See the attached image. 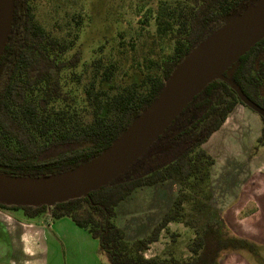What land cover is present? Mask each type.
<instances>
[{"label":"trees","instance_id":"16d2710c","mask_svg":"<svg viewBox=\"0 0 264 264\" xmlns=\"http://www.w3.org/2000/svg\"><path fill=\"white\" fill-rule=\"evenodd\" d=\"M31 1L13 0L10 32L0 57V173L22 177L67 171L100 155L151 104L173 69L201 40L258 0H165L157 25L159 31L168 32L173 50L160 64H155L161 75L147 78L145 92L134 86L106 99L103 116L100 112L104 93L93 92L91 86L86 94L93 105L92 121L81 127L68 125L63 113L49 109L62 96L56 75L74 67L77 58L59 60L65 47L34 20ZM224 76L264 110V38ZM238 105L247 108L225 83L213 81L125 173L107 186L87 197L51 207L0 204V210L21 211L27 219L43 214H48L51 221L67 218L97 241L98 251L108 264H220L221 254L251 245L227 236L219 213L209 203H203L193 215L197 236L188 248L191 257L187 260L143 256L167 225L178 220L177 211L165 213L147 237L131 246L113 221L116 208L137 189L169 180L182 189L183 184L198 176L196 180L210 202L208 184L213 160L202 145ZM260 119L263 126L257 145L264 146V120ZM182 202L177 199L176 207L180 208Z\"/></svg>","mask_w":264,"mask_h":264},{"label":"rangeland","instance_id":"374dc122","mask_svg":"<svg viewBox=\"0 0 264 264\" xmlns=\"http://www.w3.org/2000/svg\"><path fill=\"white\" fill-rule=\"evenodd\" d=\"M164 1L32 0L34 20L65 47L64 52L59 54V60L66 62L73 57L77 58L74 67L65 68L56 75L62 96L49 109L54 113H63L64 121L68 125L81 127L92 121L93 105L86 94L91 86L93 92L104 93L101 116L105 115V101L109 97L134 86L136 90L145 92L148 89L147 78L161 75L155 64H160L173 50L168 32L159 31L157 25ZM245 112L244 123H240L239 129L231 137V146L226 147L230 148L232 160H235L231 163V168L238 166L239 171L234 173L245 174L237 182L243 181L253 167L264 161V146L257 145L263 123L249 108H245ZM223 148L225 147L220 151L221 156ZM220 155H210L212 160H216L212 166L214 171L221 170L224 165V161L219 160ZM260 170L264 172V165ZM197 177L187 182V185L183 184L182 189L173 180L139 188L121 202L116 208V219L113 222L125 233L127 245L131 246L136 240L147 237L165 213L177 211L178 220L167 225L160 233L158 241L149 245L143 256L156 259H189L191 254L188 248L197 236L193 216L196 209L200 211L199 207L210 204L220 216L227 211L223 202H220L219 180H214L208 189L214 197L211 203L206 201L202 192L203 186L196 180ZM210 181L212 182L211 178ZM227 185H230V191H233L234 186L239 187L234 182H227L225 187ZM177 199L183 201L180 208L175 205ZM9 212L13 216L12 211ZM14 214L23 216L21 211ZM242 215L243 212L239 214L240 217ZM42 216L48 217V214ZM68 221L72 223L71 220ZM239 227L240 233L243 227ZM223 229L227 236L233 237L228 227L223 225ZM27 230L31 231L30 228ZM78 232V236L74 233L65 234L69 239L64 242L58 238L55 230H46L42 235L46 264H57V254H61L63 264H71L66 258V251L84 252L85 255H91L92 260H97L98 264H108L105 256L98 251L97 241L82 229ZM226 254L228 253L221 254L220 264L222 259L226 264ZM16 255L15 253L12 258V264H24V261L25 264H40L35 258L27 256L25 259Z\"/></svg>","mask_w":264,"mask_h":264},{"label":"water","instance_id":"95a60500","mask_svg":"<svg viewBox=\"0 0 264 264\" xmlns=\"http://www.w3.org/2000/svg\"><path fill=\"white\" fill-rule=\"evenodd\" d=\"M13 0H0V57L7 43ZM264 38V0L211 31L173 69L158 96L100 155L81 165L40 177L0 173V204L51 207L87 197L127 171L180 112L213 81L264 120V110L244 96L224 73Z\"/></svg>","mask_w":264,"mask_h":264},{"label":"crops","instance_id":"0c3cea01","mask_svg":"<svg viewBox=\"0 0 264 264\" xmlns=\"http://www.w3.org/2000/svg\"><path fill=\"white\" fill-rule=\"evenodd\" d=\"M245 118V107L236 106L220 129L202 145V149L210 158L216 157L218 153L220 155L222 147H225L222 151L223 156L220 155L221 158L218 156L220 161H224V165L221 170L214 171L212 166L216 160H213L209 170L208 185L211 187L214 180H219L220 202H223L227 209L222 216H219L224 225L231 230L234 238L243 239L251 245V248L238 251L241 253L226 254V264H264V172L260 170L264 161L253 167L243 181L237 182L245 174L239 172L240 175H236L234 173L236 170L239 171L238 166L231 168V163L235 160H232L233 154H230V148H226L231 146L230 139L239 129L240 123H244ZM227 156L231 160L226 158ZM230 178L233 179L230 180ZM227 182L237 183L239 187L234 186L233 191H230V185L225 187ZM210 193L211 202L214 197L211 191ZM14 212L16 211H12L13 216H11L9 211L0 210V264H12L15 253L17 257L26 259L28 256L39 260L40 264H46L42 235L48 229L55 230L58 238L64 242L69 239L65 236L67 233H74L75 236H78L79 228L70 223L67 218L53 222L47 216H42L40 219H37L38 217L27 219L24 216L15 215ZM241 212H243L242 217L239 216ZM239 226L243 227L240 233ZM27 228H30L31 231H28ZM66 258L71 264H98L97 260H92V256L85 255L84 252L66 251ZM222 260L221 263L224 264ZM56 262L63 264L61 254L56 255Z\"/></svg>","mask_w":264,"mask_h":264}]
</instances>
